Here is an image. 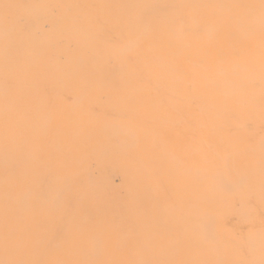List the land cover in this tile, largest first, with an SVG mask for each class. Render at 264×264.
I'll return each instance as SVG.
<instances>
[{
  "label": "rangeland",
  "instance_id": "1",
  "mask_svg": "<svg viewBox=\"0 0 264 264\" xmlns=\"http://www.w3.org/2000/svg\"><path fill=\"white\" fill-rule=\"evenodd\" d=\"M41 31L61 34L74 31L77 36L87 33L89 36H84L81 45L88 57L77 63V53L64 51L63 45L69 46L65 42L46 48L39 40ZM18 44V52L14 53ZM128 47L131 48L125 50ZM0 48L9 51L5 62L10 69L8 74L0 73V105L14 108L11 114H0V264L230 263V258L221 259L219 245L208 236L203 222H199L201 207L215 204L211 202L224 190L216 179L199 175L198 171L206 168L218 174L227 159L220 162L213 157L198 163L192 157L199 152L205 156L214 149L221 151L223 158L235 155L236 132L225 131L229 142L217 137L215 147H211L193 145L190 135L183 143L174 145L153 130L146 146H134L132 159L122 162L130 173V222L119 210L124 197L111 196L97 174L93 178L87 176L90 166L95 164L91 168L95 169L101 162L80 159L75 124L81 114L75 106L97 105L96 114L92 111L87 116L93 119L94 115L112 117L111 105L121 104L123 110L131 113L133 110L140 119H145L154 106L167 98L155 87L140 93L136 90L137 82L141 78H155L163 71L179 81L198 80L194 88L186 85V95L176 100L187 108L195 97L215 94L220 89L211 88L213 91L208 92L206 81L214 80L226 88L229 77H242L241 66L237 75L234 71L225 73L235 70L239 62L254 60L264 66V0H0ZM32 48L39 53L47 50L43 62L50 61L52 54L68 56L63 71L67 77L88 79V84L82 82L88 97L72 98L73 93H79L76 85L67 90L57 86L56 91L44 97H14L15 87L33 68L30 64L21 70L17 58L25 64ZM116 53L125 54L121 66L115 71L104 70L101 76L95 73V65L106 66L108 55ZM106 76L113 82L110 88L101 79ZM122 76L123 82H118ZM2 84L8 90L6 94ZM105 94L108 96L103 97ZM234 102L229 94L219 99L232 122L242 119L241 115L232 116L236 115L231 112L237 106ZM247 104L242 106L249 110ZM26 105L31 107L29 112L15 113ZM57 105L68 109L69 119L55 110L50 112ZM169 112L164 117L173 116ZM123 115L124 124L129 125L131 120L126 112ZM41 119L48 120L46 127ZM211 120L219 123L220 115L212 111ZM169 128L178 142L181 133L173 125ZM58 129H69V134ZM12 134L16 137L11 142L8 135ZM31 134L38 137L33 149L39 161L30 157L34 153L29 146ZM108 139L116 143L130 137L126 132L117 135L111 132ZM55 142H61V146L62 142L71 144L69 163L60 160V148L54 147ZM246 144L242 142L245 151L237 169L254 171L261 163L263 150L262 147L258 150L255 142ZM7 145L15 146L9 156L3 153ZM51 152L55 159L50 158ZM148 158L153 160L146 161ZM106 164L111 165V161ZM254 180L251 174L244 184H234V197L245 193ZM43 183L48 192L35 205L25 203L19 191ZM199 189H204L206 196L203 191L198 193ZM135 192L148 193V197L136 201ZM260 193L258 213H264V186ZM239 210L219 211L225 215L222 222L216 223L218 239L231 247V258L237 264H264V242L257 243L251 238L253 228L244 227ZM59 212L66 213L67 223L63 227L56 218ZM233 214V218L226 216ZM145 215L146 225L141 227ZM192 219L199 225L194 234ZM132 224L143 232H133ZM238 224L241 226L238 231L229 230V226ZM205 253L211 257H204Z\"/></svg>",
  "mask_w": 264,
  "mask_h": 264
},
{
  "label": "bare ground",
  "instance_id": "2",
  "mask_svg": "<svg viewBox=\"0 0 264 264\" xmlns=\"http://www.w3.org/2000/svg\"><path fill=\"white\" fill-rule=\"evenodd\" d=\"M51 18L53 19L54 17L51 15ZM39 36L40 42L45 43V46L48 49L56 47V44L58 43H69L68 47L63 45L66 48L64 51L77 53V63L84 62L88 57V55H86L87 50L81 45V42L84 41V36H89L87 33H81L80 36H77L76 32L74 31L64 32L63 34L59 32H42ZM15 47L16 49H14V53L16 50L18 52L19 44ZM130 48L131 47H128L125 50ZM8 52V50L0 48V73L2 75L8 74L10 70L7 66V63L5 62ZM46 52L47 50L43 53H39L36 48H32L31 54L28 57L29 59L25 64L19 61L17 57H14L15 59L17 58V65L21 70H24L26 66L33 64L32 71L27 73L23 78V81L17 85V87H15L13 91L14 97L21 99H26L34 95L38 97H44V95H49L51 92L56 91L55 87L57 86L59 89L67 90V87L72 89L75 87V85L77 88H79V93H73L72 98L76 99L78 97H88V93L85 89H83L82 85V82L84 84H88V79L86 78L84 80L80 76H76L79 77L78 79L72 78L71 76L67 77L65 75L66 73L63 71L65 64L68 62V56L62 55L57 57L55 54H52L53 57L50 61L43 62L44 58L47 57ZM124 55V53H116L112 56L109 54L107 57L106 66L100 63L95 65V73L101 76V72L104 70L115 71L117 67L121 66L122 60L125 58ZM93 59L97 58L95 57ZM238 64L239 65L235 70H226L225 73L229 74L230 72L232 73L234 71V75H237L238 67L241 66L243 68L242 77H229L227 79L228 83L226 88L221 87V85L214 80L206 81L205 86L207 87L208 92L213 91L211 88L220 89L217 90L215 94H204L202 97H195L192 106L189 108L186 106H181L176 102V100L186 95V85L189 84V86L194 88L198 85V80L189 78L188 81L187 78L185 81H179L177 78L173 79L172 77H169L167 75L168 73L165 71L155 78H141L140 82H137L136 90H138L140 93H142L146 88L155 87L158 91H161L163 97L167 98L163 103L154 106L150 110L151 114L145 119H140L137 114L134 113L132 108V113L130 110H123L121 104H114L113 106L111 105L114 112L112 117L104 118L102 115H94L93 119L87 116L90 115L89 113H92V111L93 114H96V111L99 110L97 105L91 103L87 106H83L80 103L75 106L78 112L81 114L77 123L75 124V127L78 129L77 138L79 143L76 144V147L78 149V154H80V159L83 161L91 160V162H93V159H95L101 162V166H97L95 169H91L92 167L96 166L95 164H92L90 169L87 171V176L89 178H93L94 175L97 174L98 178L101 180V184L107 187V190L111 196L114 197L116 195H121L124 197L119 210L122 211L125 219L129 220L130 222L131 219L129 216L132 212L130 204L128 203V199H130V173L125 167L122 166V162L132 159L131 150L134 146H146L147 140L152 139L150 135L153 134V130L157 131L159 133L158 135L162 136L166 142L172 143L174 145L183 143L186 136L190 135L192 137L191 142L193 145H209L211 147H215V140L217 137L219 139L221 137L225 143L229 142V139L224 135L225 131L228 133H230V131L236 132L238 142L235 155H228L226 158H223L222 152L214 149L205 153V156L199 152L195 154L194 157H192V160H197L198 163L213 157L217 158L220 162H223L224 159H227L226 165L224 164V168H222L218 174L206 168L199 170L198 174L210 179H216V181L224 190L223 193H219L218 198L211 202V204H215L201 207L200 210H202L203 213L199 218V222H203L208 236L214 241L215 244L219 245L218 252L221 259L230 258L229 264L237 263L233 260V258H231V247L227 245L226 241L218 239V225H216V223L217 220L222 222V219L225 215L221 214L222 210L237 208L240 209L239 214L242 215L244 227L253 228L252 233H250L251 238L257 243L264 242V213H258L257 207V199H261L260 196L262 195L260 191L261 187L264 186V66L258 61L254 60H243ZM173 73H177V71L173 70ZM148 75H152V73L149 72ZM123 78L124 76L120 77L121 80L117 81L121 82ZM101 79L106 88L112 87L113 82L108 79L107 76L101 77ZM252 86L254 89H250ZM1 89L5 94L8 92L5 84L1 85ZM226 93H228L235 101L234 103L237 104L235 108L232 107L231 112H235L236 114L232 116L235 117L237 115H241L242 119H235V121L232 122V118L229 116V113L224 111L221 107L219 99L222 96L228 95ZM60 94L63 93L60 92ZM106 96H108V94L103 95V97ZM244 103H248L247 106L250 108L249 110L242 106ZM52 107L54 109H52L50 112L55 110V113H57L59 116L69 119L68 109H66L64 106L57 105ZM30 110V105H26L15 113L24 115ZM39 110L40 113H43L42 109ZM168 110L171 111L169 112L170 114L173 116L175 114V116L164 117V114H166ZM13 111V106L6 107V105H0L1 115H6L8 113L11 114ZM212 111H215L220 115V122L217 124L211 120ZM125 112L128 118L131 120L129 125L124 124L123 114ZM259 117H261V120ZM167 119L169 121H167ZM41 120L42 126L46 127L48 120L50 122L51 118L48 120ZM258 124L262 127H259ZM169 125L175 126V128L178 129V132L181 133L182 137L178 142L175 141V136L173 135L171 128H169ZM58 131L66 134L69 132V129H58ZM111 132L116 135L120 132H126L130 139L128 141L123 140L113 143L108 139V135ZM8 137L12 142L16 135L12 134L8 135ZM37 138L38 137L35 134H31L29 146L34 152L30 157L36 161H39V156L33 149V147H36ZM242 142L245 144L247 142H255L256 147L259 146L258 150H260L262 147L263 152L262 155H260L261 158L259 159L261 160V163L254 171H250L248 169L240 170V168L237 169V166L241 163L240 156H242V152L245 151L242 148ZM60 143L61 142H55L54 147L60 148V160L63 162L67 160L66 163H69L68 160L70 158L71 144L62 142L63 146H61ZM14 147L15 146L13 145H7V149L3 153L9 156V153L15 150ZM74 155L75 154H72V156ZM50 158H56L53 152L50 153ZM152 160L153 159L148 158L146 161ZM107 161H111V165L106 164ZM141 166L144 165L141 164ZM178 166L181 167L180 164H178ZM139 169L143 172L146 171L145 168ZM83 171L85 172L86 170ZM251 174L253 175V178L255 177L254 182L249 185L247 190H245V193H239L237 194L239 197H234V184H244L247 180H249ZM259 187L260 190H258ZM25 189V191L20 190L19 192L22 193L20 195L25 200V203L29 204L30 206H32V204L35 205L37 199L48 192V188L45 183L42 185L35 184ZM203 190L204 189H199L198 193ZM6 191H9L10 193L12 192L10 189H7ZM202 193L206 196L204 191ZM133 196L136 201H139L140 199L143 200L144 196L148 197V193L143 194L141 192H135ZM57 199L58 197H55L54 200L57 201ZM193 205L197 206V204ZM219 211H221V213ZM226 216L233 218L234 214ZM56 218L59 223H62L61 227L67 223L65 212H59ZM143 218L144 219L141 221V227L146 225L145 219L148 217L145 215ZM191 221H193L191 226L194 234L199 229V225L195 223V219H192ZM131 226L134 227L133 232L137 234L139 232H143V229L137 228L134 224ZM228 228L232 232V230L235 229L238 231L241 226L238 224L229 226ZM203 253L204 250L201 249L200 255H203ZM204 257L210 258L211 256L206 255L205 253Z\"/></svg>",
  "mask_w": 264,
  "mask_h": 264
}]
</instances>
